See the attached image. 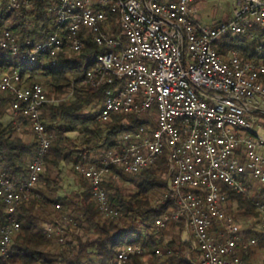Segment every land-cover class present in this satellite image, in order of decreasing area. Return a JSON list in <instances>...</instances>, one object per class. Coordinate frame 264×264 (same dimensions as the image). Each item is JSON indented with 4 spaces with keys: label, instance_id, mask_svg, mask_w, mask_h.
Listing matches in <instances>:
<instances>
[{
    "label": "built area",
    "instance_id": "obj_1",
    "mask_svg": "<svg viewBox=\"0 0 264 264\" xmlns=\"http://www.w3.org/2000/svg\"><path fill=\"white\" fill-rule=\"evenodd\" d=\"M210 1L216 0H57L50 10L59 32L41 43L28 40L23 49L18 37L5 31L0 46L20 65L49 56L57 66L61 54L72 59L82 52L80 33L85 29L97 45L110 49L94 58L80 82L92 90L111 86L105 90L98 121L107 124L118 115L153 113L155 128L128 131L96 160L75 166L89 182L101 213L119 216L104 188L113 167L138 174L166 154L168 188L162 200L173 201L176 208L155 220L156 232L185 222L189 242L199 252L198 257L188 255L194 264H264L236 254L259 243L258 237L246 235L247 230L264 239V202H256L257 215L248 216L246 226L229 209L230 192L249 196L252 180L264 187V136L255 132L251 115L264 105V64L242 59L236 51L222 55L217 49L229 35L264 27V0H233L236 8L230 20L204 25L198 5ZM3 3L15 10L21 6L20 0H0ZM112 16L118 17L117 35L110 32ZM29 79L21 66L0 76V102L11 98L12 115L28 120L38 143L25 179L14 182L0 170V198L7 212L6 222L0 224L5 258L21 228L19 207L34 196L54 139L43 119L44 108L67 99L50 98L42 83L28 84ZM72 223L63 215L46 229L64 243ZM171 252L157 250L160 256ZM146 253L144 245L129 243L114 264H130Z\"/></svg>",
    "mask_w": 264,
    "mask_h": 264
},
{
    "label": "trees",
    "instance_id": "obj_2",
    "mask_svg": "<svg viewBox=\"0 0 264 264\" xmlns=\"http://www.w3.org/2000/svg\"><path fill=\"white\" fill-rule=\"evenodd\" d=\"M20 2L17 10L4 3L0 5V38L5 31H11L24 49L28 40L33 44L41 43L59 32L50 10L57 0ZM117 19V16L111 17L110 32L113 35L120 32ZM80 37L84 43L82 52L75 59L61 54L57 66H53L49 56H41L35 64L20 65L0 46V71L21 66L22 74L30 75L28 84L34 83L37 76H42L50 97L73 92L65 101L44 108L43 119L47 131L54 135L51 149L44 159L45 172L38 182L40 187L34 189V196L19 207L17 219L21 228L9 248V256L5 258L0 250V264H114L117 254L129 243L146 247V256L151 255L148 264H194L186 256L198 257L199 252L191 242L181 240L179 233L168 244L167 249L172 250L171 254L165 253L164 258H158L157 250L162 247L163 241L154 228L155 220L176 208L173 201L162 200L168 188L166 175L169 164L166 154L155 166L138 174H128L119 167L112 168L104 188L111 207L119 213L117 218L101 213L89 182L76 173L77 164L96 160L116 146L124 133L142 126L150 130L155 128L153 113L128 117L118 115L110 123L103 124L97 119L98 113L92 116L86 112L101 104L105 90L111 86L92 90L80 85V82L86 69L93 65L94 58L110 52V49L97 45L85 29ZM217 49L222 55L236 51L242 59L264 64V27L257 26L241 35H229L217 45ZM10 101L11 98H8L0 102V170L5 171L14 182H19L28 176L29 163L37 154L38 143L28 142L18 135V123L29 125L25 118L17 117L7 125L3 123L4 110L9 108ZM78 126L83 134L80 145L66 135L76 131ZM63 167L71 168L82 189L71 196L58 198L54 194L61 188L58 181L53 179L52 171H61ZM128 184L135 187L133 193L123 191V186ZM230 198L238 201L242 216L257 215L255 204L264 202V187L260 186L254 195L249 196L230 192ZM58 204L62 205L61 209H57ZM63 215L72 217L74 223L66 229L65 242L60 243L56 235L49 236L46 226L58 223ZM6 220V205L0 198V224ZM169 229L178 230L181 235L185 231V222H173L163 231ZM246 235L258 237V248H264V239L258 232L249 229ZM68 236L70 239H67ZM255 253L256 250L251 249L248 252L240 250L236 254L253 261ZM144 257L135 256L130 264H144Z\"/></svg>",
    "mask_w": 264,
    "mask_h": 264
},
{
    "label": "rangeland",
    "instance_id": "obj_3",
    "mask_svg": "<svg viewBox=\"0 0 264 264\" xmlns=\"http://www.w3.org/2000/svg\"><path fill=\"white\" fill-rule=\"evenodd\" d=\"M236 6L233 0H216V1H210V2H205V3H200L198 5V11L197 15L201 18L202 23L204 25H212L214 22H225L230 20L233 17V13L235 10ZM77 55H74L72 59H75ZM3 72L6 71H0V76ZM34 82H39L44 85V79L42 76H37L35 78ZM45 86V85H44ZM46 87V86H45ZM47 89V87H46ZM50 97V96H49ZM67 98L70 97L69 93L65 94L63 96H59L57 94L52 95L50 98L53 99H58V98ZM65 101V100H64ZM101 111V104L96 105L95 109H87L86 112L90 113V115L95 116L96 113H100ZM16 120V117L12 115L10 111H8V108L4 110L3 118L2 121L4 124H9L13 121ZM20 125V129L17 130L18 135L22 136L26 141L33 143L34 141L36 142V136L30 131L29 127L27 125H23L21 123H18ZM255 132L258 135L264 136V128H259L258 126L255 127ZM67 136L75 140L79 145H80V139L82 138V130L81 127L78 126L77 130L71 133H67ZM54 136V135H53ZM82 147V146H81ZM52 177L53 179H56L59 183V186L61 190L59 192H56L54 194L55 197L61 198L65 196H71L74 193L79 192L82 189V186L80 185V182L78 181L77 176L75 173L71 170V168H61V171L59 170H54L52 171ZM252 183L254 185L252 193L250 195H254L259 189L260 185L256 181L252 180ZM40 187L38 184L35 188ZM123 191L127 194L133 193L135 191V187L132 185H124L123 186ZM159 199V198H158ZM158 199H156L158 201ZM154 200V201H156ZM229 209L240 219V222L243 223L244 226L247 225L249 219L251 217L248 216H242V209L239 207V203L237 200H231L229 203ZM72 218V217H71ZM69 227V226H68ZM179 233V238L184 241H190L191 235L189 234L188 231H183L180 232L178 230L173 231L171 229L161 231L159 234V238L163 241V245L160 248L162 252H165L166 249L168 248L169 242H171L173 239H175L176 235ZM177 238V239H179ZM67 239H70V236L67 237ZM131 240V239H129ZM256 250L255 256L256 258L253 259L255 262H260L264 260V248L259 249L258 245L254 248ZM151 255L148 254L146 257H144V264H148V258ZM164 254L161 256L158 255L159 259L164 258ZM186 259L190 261L191 259L186 256Z\"/></svg>",
    "mask_w": 264,
    "mask_h": 264
},
{
    "label": "crops",
    "instance_id": "obj_4",
    "mask_svg": "<svg viewBox=\"0 0 264 264\" xmlns=\"http://www.w3.org/2000/svg\"><path fill=\"white\" fill-rule=\"evenodd\" d=\"M215 23H218V22H214L213 24ZM8 111L11 112L10 108H8ZM251 115H252V119L256 122V126H258L259 128H264V105H261L257 110H254ZM255 258L256 256L254 257V259Z\"/></svg>",
    "mask_w": 264,
    "mask_h": 264
}]
</instances>
